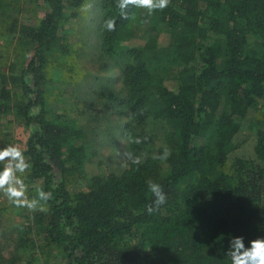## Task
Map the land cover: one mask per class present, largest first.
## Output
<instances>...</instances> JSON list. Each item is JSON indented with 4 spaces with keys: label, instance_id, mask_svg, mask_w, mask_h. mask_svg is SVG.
<instances>
[{
    "label": "trees",
    "instance_id": "obj_1",
    "mask_svg": "<svg viewBox=\"0 0 264 264\" xmlns=\"http://www.w3.org/2000/svg\"><path fill=\"white\" fill-rule=\"evenodd\" d=\"M15 1L0 0V35L18 34L27 54L17 71L0 63V125L11 115L7 122L28 128L21 148L31 164L24 176L29 196L42 188L52 199L46 212L14 224L9 256L0 243V264H46L55 252L65 264H231L226 252L233 237L242 236L246 247L264 237V0H170L151 16L129 7L126 20L116 0H104L100 45L126 57L121 77L131 149L152 141L151 121L160 123L164 143L141 155L139 166L130 161L116 173L97 163L92 174L78 141L81 128L48 110L43 86L66 7L84 0H28L30 19L19 17ZM136 16L140 28L132 24ZM109 18L114 31L104 27ZM163 30L169 45L159 43ZM137 36L142 43H126ZM170 67L177 68L175 89L165 83ZM250 110L256 112L251 135L237 141ZM165 146L171 156L153 159ZM82 178L84 186L68 187ZM149 179L166 195L152 214ZM8 208L1 203L0 219Z\"/></svg>",
    "mask_w": 264,
    "mask_h": 264
},
{
    "label": "rangeland",
    "instance_id": "obj_2",
    "mask_svg": "<svg viewBox=\"0 0 264 264\" xmlns=\"http://www.w3.org/2000/svg\"><path fill=\"white\" fill-rule=\"evenodd\" d=\"M22 8L19 17L23 19L33 18L35 13L28 0L15 1ZM91 3L90 10L85 6ZM34 6V5H33ZM32 6V7H33ZM69 7V6H68ZM66 7L65 19L59 29L60 39L49 52L51 57L44 82L46 102L48 110L64 115L73 125L82 130L81 142L88 153L86 165L88 174L94 173L100 163L105 172L120 173L128 165L130 160L125 153L141 156L147 153H155L158 146L164 143L163 130L159 122L151 121L147 125L152 134V141L141 150L134 152L131 149V134L126 126L131 122L126 104L127 88L121 77V65L126 60L125 55L113 56L105 53L100 45L101 25L104 13V0H84L76 8ZM74 14H71L72 12ZM17 13V12H15ZM39 10L38 15H41ZM17 15V14H16ZM137 18V19H136ZM141 16H136L132 24L140 28ZM172 41L168 31L163 30L159 35V43L162 46L169 45ZM128 44H140L142 39L135 37L128 40ZM27 44L16 33L0 35V63L5 69L19 70L27 54ZM177 68L170 67L164 73L165 83L172 89L177 86ZM250 110L248 116L241 125L237 141L249 138L251 130L248 123L256 112ZM7 115L0 125V140L5 138V146L18 144L24 147L28 135L26 128L19 121L7 122L11 119ZM132 133V131H131ZM1 142V143H2ZM248 141L243 143L247 147ZM57 178L59 171L54 168ZM87 182V178L77 179L68 187L78 189ZM7 203L9 206L3 212L0 219V243L6 256L10 255L11 237L17 233L15 223L24 219H33L34 212L30 210L27 215L25 209L15 207L2 193H0V205ZM40 242V237H37ZM48 259V258H47ZM66 263L63 254L53 253L46 264ZM38 260L35 264H38ZM20 264V261L17 262Z\"/></svg>",
    "mask_w": 264,
    "mask_h": 264
},
{
    "label": "clouds",
    "instance_id": "obj_3",
    "mask_svg": "<svg viewBox=\"0 0 264 264\" xmlns=\"http://www.w3.org/2000/svg\"><path fill=\"white\" fill-rule=\"evenodd\" d=\"M170 4V0H116V7L119 9L121 19L129 18V7L145 10L148 16L157 11H163ZM92 4L85 6L90 10ZM104 27L108 31H114L116 21L109 18L105 21ZM147 136L143 139L147 140ZM135 143H141V138H136ZM25 149L18 144H9L0 147V193H2L15 207L30 210L32 212H46L47 202L52 199V192L38 188L33 196H29V187L24 176L30 171V161L25 156ZM133 165L139 166L143 163L141 156L125 153ZM171 156V149L165 146L162 153L154 155L155 160L166 161ZM138 170V168H137ZM148 191L153 199L146 205L148 214L158 211L160 206L166 202V195L160 183L149 179L146 181ZM231 264H264V237H258L249 241V246L244 244L242 236H235L230 241L226 252Z\"/></svg>",
    "mask_w": 264,
    "mask_h": 264
}]
</instances>
